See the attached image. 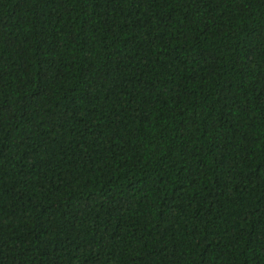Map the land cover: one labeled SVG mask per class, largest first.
Listing matches in <instances>:
<instances>
[{
  "label": "trees",
  "instance_id": "trees-1",
  "mask_svg": "<svg viewBox=\"0 0 264 264\" xmlns=\"http://www.w3.org/2000/svg\"><path fill=\"white\" fill-rule=\"evenodd\" d=\"M0 264H264V0H0Z\"/></svg>",
  "mask_w": 264,
  "mask_h": 264
}]
</instances>
